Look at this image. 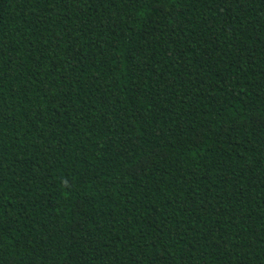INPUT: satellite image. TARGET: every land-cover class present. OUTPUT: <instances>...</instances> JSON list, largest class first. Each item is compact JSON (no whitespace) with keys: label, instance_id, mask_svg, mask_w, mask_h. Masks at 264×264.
I'll return each instance as SVG.
<instances>
[{"label":"trees","instance_id":"obj_1","mask_svg":"<svg viewBox=\"0 0 264 264\" xmlns=\"http://www.w3.org/2000/svg\"><path fill=\"white\" fill-rule=\"evenodd\" d=\"M0 264H264V0H0Z\"/></svg>","mask_w":264,"mask_h":264}]
</instances>
